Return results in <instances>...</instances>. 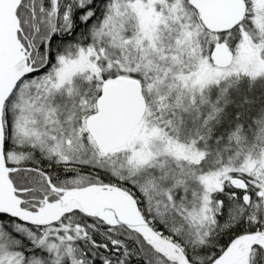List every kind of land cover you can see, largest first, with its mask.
Segmentation results:
<instances>
[{"label":"snow or ice","instance_id":"6c2138e0","mask_svg":"<svg viewBox=\"0 0 264 264\" xmlns=\"http://www.w3.org/2000/svg\"><path fill=\"white\" fill-rule=\"evenodd\" d=\"M0 264H264V0H0Z\"/></svg>","mask_w":264,"mask_h":264}]
</instances>
